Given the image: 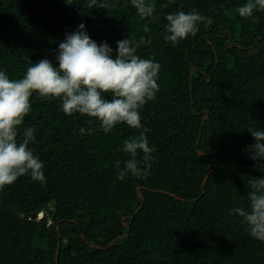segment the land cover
I'll return each instance as SVG.
<instances>
[{
	"label": "trees",
	"instance_id": "obj_1",
	"mask_svg": "<svg viewBox=\"0 0 264 264\" xmlns=\"http://www.w3.org/2000/svg\"><path fill=\"white\" fill-rule=\"evenodd\" d=\"M145 2L155 5L147 18L131 0H107V9L0 0V71L10 79L41 59L58 67L59 43L81 23L113 58L117 41L129 38L138 56L161 65L156 99L141 109L154 149L148 165L137 157L146 177L117 178L131 158L124 141L142 129L121 123L105 133L98 119L65 115L60 99L33 94L18 141L34 128L29 148L46 180L24 175L0 189V264H264V241L232 212L248 206L251 181L264 178L249 131H264V11L239 16L247 0ZM181 10L206 20L173 45L166 16Z\"/></svg>",
	"mask_w": 264,
	"mask_h": 264
},
{
	"label": "clouds",
	"instance_id": "obj_2",
	"mask_svg": "<svg viewBox=\"0 0 264 264\" xmlns=\"http://www.w3.org/2000/svg\"><path fill=\"white\" fill-rule=\"evenodd\" d=\"M66 3L71 5L73 0ZM131 4L142 18L152 16L155 10V5L146 4L145 0H131ZM92 7L107 9V0H88V8ZM257 10L264 11V0H247L236 9L243 18L252 17ZM166 20L168 35L164 39L176 45L189 35L196 36L198 25L206 18L196 11L181 10L169 13ZM84 29L81 23L77 31L67 33L59 43L58 67L47 58L41 59L27 68L23 78L16 80L0 71V189L24 175L41 184L46 180L43 162L29 148L35 141L34 128L24 129L22 140L18 141L19 127L31 110L30 98L34 93L45 100L60 99L65 115L79 113L98 119L105 133L121 123L142 129L139 135L124 141L123 151L131 158L125 161L117 178L124 179L128 174L138 178L147 176L137 157L143 153L142 161L148 165L154 149L146 135L149 130L141 123V109L156 99L161 65L138 56V45L134 46L129 38L117 41L113 58L108 43L98 44ZM249 131L255 140L250 146L252 159H264V131ZM120 163L116 161L117 169ZM248 201L247 207L233 208L232 212L243 218L252 238L264 241V178L251 181ZM43 216L41 211L37 218Z\"/></svg>",
	"mask_w": 264,
	"mask_h": 264
},
{
	"label": "water",
	"instance_id": "obj_3",
	"mask_svg": "<svg viewBox=\"0 0 264 264\" xmlns=\"http://www.w3.org/2000/svg\"><path fill=\"white\" fill-rule=\"evenodd\" d=\"M198 144H199V141H198ZM199 154L200 155H204L205 153L202 151V150H199ZM212 167H211V165L209 164V171H208V173L206 174V176H205V178H204V180H203V188L206 186V184H207V182H208V179H209V177H210V175H211V173H212ZM140 190V188H138V191ZM153 191H157V190H153ZM159 192H162V190H159ZM140 195H141V193H139ZM142 196V195H141ZM139 209H140V207H139ZM139 209H137L136 210V213H138V211H139ZM47 212V210L45 209V208H43L42 209V214L44 215L45 213ZM31 216H33V217H36V213H32L31 214ZM121 237H123V236H121ZM61 244V242H59V245ZM70 247V245H68L67 246V248H69ZM59 254H60V249L58 248L57 249V252H56V261H58V258H59Z\"/></svg>",
	"mask_w": 264,
	"mask_h": 264
}]
</instances>
